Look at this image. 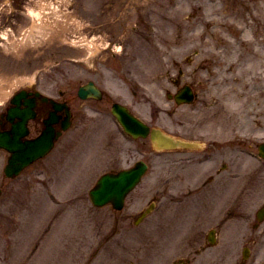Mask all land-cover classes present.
Instances as JSON below:
<instances>
[{"label":"rangeland","instance_id":"rangeland-1","mask_svg":"<svg viewBox=\"0 0 264 264\" xmlns=\"http://www.w3.org/2000/svg\"><path fill=\"white\" fill-rule=\"evenodd\" d=\"M18 79V89L35 81L68 99L74 116L52 152L14 178L0 151V264L243 262L241 172L258 166L241 149L264 141V0H0L3 102ZM90 80L101 99L79 97ZM185 84L195 99L177 103ZM114 102L201 146L158 151L149 136L126 135ZM140 159L149 170L122 210L92 204L101 174ZM248 180L250 209L260 181ZM217 225L218 244L197 254Z\"/></svg>","mask_w":264,"mask_h":264},{"label":"water","instance_id":"water-1","mask_svg":"<svg viewBox=\"0 0 264 264\" xmlns=\"http://www.w3.org/2000/svg\"><path fill=\"white\" fill-rule=\"evenodd\" d=\"M79 95L82 98L89 96L101 98L102 92L93 81H90L79 88ZM23 96H25L24 92L17 94L14 102L20 105ZM193 97V91L189 86L183 87L175 95L178 103L191 102ZM31 108L32 106L25 109L14 108L12 111V117L18 116L22 118L20 122L14 125V129L11 131L14 134L13 138L10 137L9 133L0 134V147L7 148L12 152L9 163L5 168L8 176L18 174L32 161L44 156L53 146L55 134L49 124L48 128L37 139L21 141L20 138L27 133L26 121L34 115ZM112 112L128 133L135 137H144L150 134L153 144L159 149L195 146L193 142L171 137L160 129H150L148 125L136 118L127 107L120 103L113 104ZM146 167L145 162L139 161L131 169L122 170L119 173L104 174L97 185L90 191L93 203L103 205L107 202H112L116 207H122L126 194L139 182Z\"/></svg>","mask_w":264,"mask_h":264},{"label":"flooded vegetation","instance_id":"flooded-vegetation-1","mask_svg":"<svg viewBox=\"0 0 264 264\" xmlns=\"http://www.w3.org/2000/svg\"><path fill=\"white\" fill-rule=\"evenodd\" d=\"M26 90L25 97L21 99V103L18 106L17 104H13L11 102L12 98L10 97L8 101H6L2 107L0 108V131H10L12 130L14 124L18 123L21 119L19 117H15L13 120L9 118V110L11 108H26L28 103L33 104L35 115L33 118H30L27 121V128H28V138H34L37 135H39L42 130L45 128L46 121L52 117V113L56 111V117L53 121V127L56 131L62 129V125L65 121L66 116V105L62 107V109L57 110L54 103L59 102V104H62L63 102L67 103V105L72 110V107L70 105V102L68 99H59L53 101L51 98H43L42 96L35 95V89L34 88H24ZM22 90V89H21ZM37 131V132H36ZM35 132V134L33 133ZM249 147L246 145V149ZM251 148V147H250ZM255 153H258L259 146L254 147ZM243 151V150H242ZM4 155L6 157L7 153L3 149ZM243 154L251 157L257 164L258 168L255 169L250 175H248V172H241V180H242V197H240V200L243 202V209L241 214V221H242V227H241V234H240V245H244V247L248 246L251 250V248L258 249L262 251V248L264 246V160L259 157L258 155H252L249 152L243 151ZM254 176L256 181H260V186H256L254 188V193L256 196V203L250 205V200H248L246 197H244V194L248 193V190L251 187V184L249 182V177ZM214 178V177H213ZM244 193V194H243ZM190 194V192H189ZM221 200V199H220ZM254 201V200H252ZM229 213L231 214V211L227 210L224 214V217L230 218ZM231 216V215H230ZM226 222V221H225ZM224 222V223H225ZM228 222V221H227ZM222 221V218L218 220V225L224 226L225 224ZM201 223H199L198 226ZM217 227H211L207 229V241L199 243V245H202L197 249V253H199L201 250L207 248L205 245H216L218 244L217 235L219 231V226ZM211 229H215V242H211V239H213L212 236H209L208 233ZM250 245V246H249ZM243 247V246H242ZM255 257H258L257 252H255ZM247 261V260H246ZM246 261H243V263H246ZM190 263V259H185L184 264ZM238 264V263H235Z\"/></svg>","mask_w":264,"mask_h":264},{"label":"bare ground","instance_id":"bare-ground-1","mask_svg":"<svg viewBox=\"0 0 264 264\" xmlns=\"http://www.w3.org/2000/svg\"><path fill=\"white\" fill-rule=\"evenodd\" d=\"M31 31V29L30 28H27L26 29V35L29 33ZM25 31H23V33H24ZM32 33V32H31ZM25 36V35H24ZM15 37L16 36H14L13 37V40L12 41H14L15 40ZM22 37V36H21ZM27 37V36H26ZM26 37H22L23 39H22V43L26 40ZM37 40H38V38H37ZM16 44V43H15ZM23 83V81L21 80V79H18V81L17 82H15V83H12L11 85H13L14 87H13V89H14V91L12 92V93H10L9 94V97H13V94L14 93H16V92H18L19 90H20V88L18 89V85L19 84H22ZM27 86H28V83L26 84V88H27ZM1 88H0V102H3V99H5L4 97H6L7 95H5L6 93L5 92H3L4 91V86L3 85H1L0 86ZM9 97H7V99L5 100V101H7L8 99H9Z\"/></svg>","mask_w":264,"mask_h":264}]
</instances>
